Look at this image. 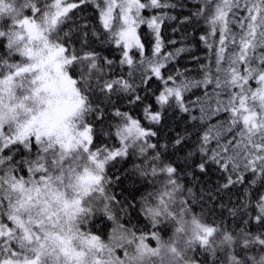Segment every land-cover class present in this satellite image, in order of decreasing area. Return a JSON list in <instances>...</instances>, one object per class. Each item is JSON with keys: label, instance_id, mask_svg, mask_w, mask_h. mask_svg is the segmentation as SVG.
Segmentation results:
<instances>
[{"label": "snow or ice", "instance_id": "snow-or-ice-1", "mask_svg": "<svg viewBox=\"0 0 264 264\" xmlns=\"http://www.w3.org/2000/svg\"><path fill=\"white\" fill-rule=\"evenodd\" d=\"M0 264H264V0H0Z\"/></svg>", "mask_w": 264, "mask_h": 264}]
</instances>
